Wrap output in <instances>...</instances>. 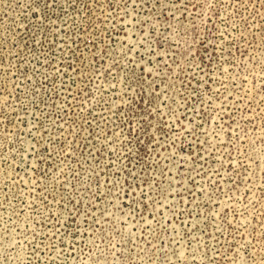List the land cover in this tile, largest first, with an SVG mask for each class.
<instances>
[{
	"label": "rangeland",
	"instance_id": "374dc122",
	"mask_svg": "<svg viewBox=\"0 0 264 264\" xmlns=\"http://www.w3.org/2000/svg\"><path fill=\"white\" fill-rule=\"evenodd\" d=\"M0 264H264V0H0Z\"/></svg>",
	"mask_w": 264,
	"mask_h": 264
}]
</instances>
